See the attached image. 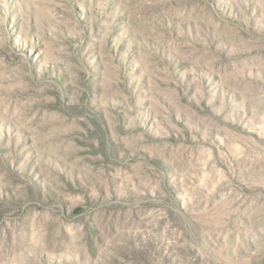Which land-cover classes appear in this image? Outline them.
<instances>
[{"label":"rangeland","instance_id":"rangeland-1","mask_svg":"<svg viewBox=\"0 0 264 264\" xmlns=\"http://www.w3.org/2000/svg\"><path fill=\"white\" fill-rule=\"evenodd\" d=\"M0 264H264V0H0Z\"/></svg>","mask_w":264,"mask_h":264}]
</instances>
